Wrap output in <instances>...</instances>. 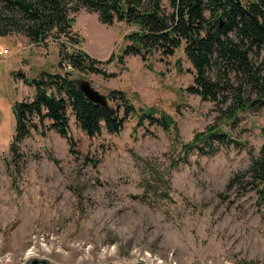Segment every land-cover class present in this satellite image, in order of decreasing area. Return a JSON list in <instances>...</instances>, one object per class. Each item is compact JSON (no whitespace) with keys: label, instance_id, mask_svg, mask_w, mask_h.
<instances>
[{"label":"rangeland","instance_id":"1","mask_svg":"<svg viewBox=\"0 0 264 264\" xmlns=\"http://www.w3.org/2000/svg\"><path fill=\"white\" fill-rule=\"evenodd\" d=\"M161 4L167 12V1ZM70 16L72 34L81 40L76 45L65 37L36 42L15 30L0 35V51H8L0 55V264L127 260L144 251L171 254L182 264H264V192L228 188L230 177L245 171L264 143V109L225 120L220 105L187 91L193 68L183 44L173 55L154 50L145 60L126 55L123 64L97 63L113 77L70 70L76 85L88 82L102 96L122 90L138 114L147 108L167 113L177 133L146 119L138 125L134 114L117 134L103 129L88 137L68 110L73 145L47 128V120H35L37 131L10 149L12 105L34 93L18 74L62 71L60 50L78 48L106 61L122 53L125 33L139 28L99 23L84 8ZM207 73L214 78L213 70ZM216 122L230 142L213 143V152H181L180 144ZM151 166L167 176L170 188L165 196L164 186L154 184L147 203L134 196L144 192Z\"/></svg>","mask_w":264,"mask_h":264},{"label":"trees","instance_id":"2","mask_svg":"<svg viewBox=\"0 0 264 264\" xmlns=\"http://www.w3.org/2000/svg\"><path fill=\"white\" fill-rule=\"evenodd\" d=\"M166 1L167 12L161 8V0H0V20L5 24L1 25V36L15 30L36 42L50 36L57 40L65 37L72 45L79 44L81 40L72 34L70 14L81 8L95 12L99 23L122 21L139 27L123 36L127 43L122 53L110 54L106 61L96 60L78 48L71 52L60 50L57 61L62 71L41 72L34 77L18 74L34 93L29 100L15 101L12 105L15 124L10 149L29 136L30 131H37L35 120L39 123L47 120V128L73 145L68 135V110L88 137L98 136L103 129L107 134H117L132 115L138 114L126 94L112 89L104 96L106 107L93 103L79 90L64 66L113 77L115 72H105L97 63L116 60L123 64L126 55L145 60L154 50L161 55H173L182 44L184 56L193 68V84L187 91L220 105L225 120L234 119L238 111L264 109V0L239 4L233 0ZM210 69L214 78L207 73ZM170 117L164 112L156 115L153 108H147L141 110L136 120L138 125L146 119L153 126L177 133L176 123ZM228 139L216 122L180 144V150L183 154L194 148L213 152L217 149L213 143H228ZM69 150L73 152L71 147ZM89 161L94 163L93 159ZM248 165L245 171L230 177L228 188L250 186L264 192V143ZM150 169L151 178L142 181L144 192L134 196L147 203H151L149 193L155 191L154 184L164 186L165 196V189L170 188L166 175L152 166Z\"/></svg>","mask_w":264,"mask_h":264},{"label":"built area","instance_id":"3","mask_svg":"<svg viewBox=\"0 0 264 264\" xmlns=\"http://www.w3.org/2000/svg\"><path fill=\"white\" fill-rule=\"evenodd\" d=\"M7 49L0 51V55L7 54ZM65 70H72L71 66H64ZM76 264H182L175 256L171 254L158 255L150 251H144L135 253L130 259L123 260H97L88 263H76Z\"/></svg>","mask_w":264,"mask_h":264},{"label":"water","instance_id":"4","mask_svg":"<svg viewBox=\"0 0 264 264\" xmlns=\"http://www.w3.org/2000/svg\"><path fill=\"white\" fill-rule=\"evenodd\" d=\"M236 4L241 3L240 0H233ZM79 90L87 97L91 102L107 106L106 97L102 96L97 90H95L88 82H82L78 84ZM28 264H47L44 260L31 259Z\"/></svg>","mask_w":264,"mask_h":264}]
</instances>
